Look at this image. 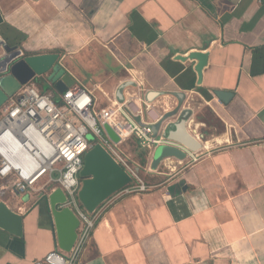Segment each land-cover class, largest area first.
Listing matches in <instances>:
<instances>
[{"label":"crops","instance_id":"0c3cea01","mask_svg":"<svg viewBox=\"0 0 264 264\" xmlns=\"http://www.w3.org/2000/svg\"><path fill=\"white\" fill-rule=\"evenodd\" d=\"M0 36L58 54L100 107L135 94L163 116L155 134L184 115L201 145L155 168L148 154L155 183L107 207L78 264H264V0H0ZM194 52L200 84L177 59ZM0 201L23 224L20 239L0 230V264L57 249L46 201Z\"/></svg>","mask_w":264,"mask_h":264},{"label":"built area","instance_id":"2783aa9c","mask_svg":"<svg viewBox=\"0 0 264 264\" xmlns=\"http://www.w3.org/2000/svg\"><path fill=\"white\" fill-rule=\"evenodd\" d=\"M6 44L0 36V77L22 56L20 50L7 53ZM108 103L98 106L93 94L78 84L60 94L54 89L40 91L33 80L0 105V198L47 199L60 189L66 199L64 206L79 221L76 241L68 253L55 249L32 264H78L107 207L118 199L150 190L138 176L134 162L122 151L124 143L136 140L151 157L157 147L173 145L153 132L163 116L135 94L121 102L113 96ZM105 124L118 136V144L106 135ZM96 144L131 177L132 183L88 214L77 199L79 172L84 155Z\"/></svg>","mask_w":264,"mask_h":264},{"label":"water","instance_id":"95a60500","mask_svg":"<svg viewBox=\"0 0 264 264\" xmlns=\"http://www.w3.org/2000/svg\"><path fill=\"white\" fill-rule=\"evenodd\" d=\"M17 50L16 47L5 45L7 53H13ZM21 53L22 56L11 62L6 69V74L0 77V105L21 86L38 77H46V81L52 89L60 94L76 84L75 80L60 66L58 54L30 55L24 54L22 51ZM177 59L196 61L194 70L197 74V83L200 84L208 54L194 52L189 54L187 58L178 56ZM214 95L224 105L229 103L232 96L231 93L224 91H214ZM117 98H120V92H118ZM103 128L113 143L118 144L120 142L118 136L108 125L105 124ZM152 129L154 133L158 130L156 125ZM162 137L173 145L156 148L152 158L153 168L168 158L183 160L187 157V152H196L201 147L198 140L187 132L184 115L165 128ZM82 163V169L79 172L81 187L77 199L82 209L88 214L95 212L112 195L132 183L131 177L99 144L94 145L86 152ZM65 202V196L60 189L54 191L46 199L56 248L62 253H68L72 248L77 238L79 226V221L74 213L67 206H64ZM22 225L21 215L0 201V230L20 239L23 235Z\"/></svg>","mask_w":264,"mask_h":264},{"label":"rangeland","instance_id":"374dc122","mask_svg":"<svg viewBox=\"0 0 264 264\" xmlns=\"http://www.w3.org/2000/svg\"><path fill=\"white\" fill-rule=\"evenodd\" d=\"M35 82L43 89V90H49V83L46 81V77H38V78H36L35 79ZM90 137V136H89ZM88 139H90V138H88ZM132 141H129V142H127V143H124L122 146H121V149H122V151L127 155H129L130 153H131V155H132V158H133V160H135V161H137L136 160V155L135 154H133L132 153ZM146 157H148V156H146ZM180 167H182L183 165H179ZM184 166H185V164H184ZM155 167V166H154ZM165 166L164 165H161V168H164ZM143 172H144V178H143V182H144V184L145 185H148V186H150V185H152L153 183H155V179L153 178V177H151V174L150 173H148V172H146L145 173V171L143 170ZM168 174V173H167ZM164 175L166 178L168 177V175ZM139 176V175H138ZM162 181H164V178H162V180L160 181V182H162ZM159 182V183H160Z\"/></svg>","mask_w":264,"mask_h":264},{"label":"trees","instance_id":"16d2710c","mask_svg":"<svg viewBox=\"0 0 264 264\" xmlns=\"http://www.w3.org/2000/svg\"><path fill=\"white\" fill-rule=\"evenodd\" d=\"M4 39V38H3ZM24 54H26L24 52ZM132 141V153L136 155V162L138 165L135 167L136 172L139 175V177L143 180V176L145 175L143 172L144 167L146 166V156L148 155V151L146 149H143L139 146L138 142L136 140H129ZM127 141V142H129ZM126 142V143H127ZM46 201V199H43Z\"/></svg>","mask_w":264,"mask_h":264},{"label":"bare ground","instance_id":"6f19581e","mask_svg":"<svg viewBox=\"0 0 264 264\" xmlns=\"http://www.w3.org/2000/svg\"><path fill=\"white\" fill-rule=\"evenodd\" d=\"M126 86V85H125ZM124 87V86H123ZM153 97V96H152Z\"/></svg>","mask_w":264,"mask_h":264}]
</instances>
